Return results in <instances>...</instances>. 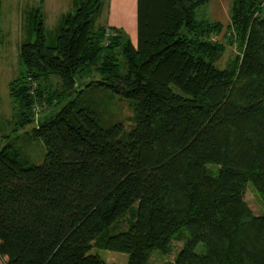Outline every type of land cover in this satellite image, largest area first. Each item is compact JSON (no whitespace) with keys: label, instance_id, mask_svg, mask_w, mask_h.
<instances>
[{"label":"trees","instance_id":"obj_1","mask_svg":"<svg viewBox=\"0 0 264 264\" xmlns=\"http://www.w3.org/2000/svg\"><path fill=\"white\" fill-rule=\"evenodd\" d=\"M208 1L139 0L136 42L93 28L103 0H77L53 46L36 11L8 95L15 129L36 122L47 151L41 164L0 151L3 264H115L93 248L149 264L185 231L173 264H264V214L245 198L252 182L264 200V0H233L226 27L196 18ZM79 77L131 101L129 131L70 100Z\"/></svg>","mask_w":264,"mask_h":264},{"label":"rangeland","instance_id":"obj_2","mask_svg":"<svg viewBox=\"0 0 264 264\" xmlns=\"http://www.w3.org/2000/svg\"><path fill=\"white\" fill-rule=\"evenodd\" d=\"M56 2L57 1L54 3ZM232 3L233 0H210L196 9L195 16L197 19L221 21L226 27L230 23ZM30 5L25 6L24 9H28ZM68 5L69 0H64L62 5L58 3V8L70 7V5ZM75 8H71V11H75ZM6 9H12L8 6V3ZM55 14L56 13H54L52 17L51 23L47 24L46 27L47 42L52 46L57 43L58 30L56 26L57 23L59 24ZM261 14L264 16V7ZM28 15V11H26V13L21 14L23 18H20V23L26 31L29 25L33 30V21L30 24L31 20H27ZM134 16H136V13H134ZM109 19H112V9L110 7L109 11V0H103L100 13L94 17L93 28H97L100 25L110 26ZM0 21V25L5 29V35L0 36V151L5 145L12 144L22 158L33 164H41L45 159L47 148L42 138L33 137L32 131L37 123L27 122L18 129H15L20 123L17 117H13L12 104L10 103L8 95L9 82L19 76L24 69L19 56L20 41H23L22 30L20 29L18 36H16V30L9 29L11 22L6 26L2 18ZM114 24L117 28L123 29L124 32L136 42L137 33L135 28H131L127 22ZM7 32H10L13 38L7 36ZM35 37L34 35L30 41H34L36 39ZM237 52L238 48L229 45L225 54L217 62V65L221 68L226 67ZM95 78L99 77L95 76ZM79 79L82 87H78L70 100L75 98L78 107L88 108L92 115L104 126H111L121 122L124 125V131H129L132 128L131 125L133 121L131 118L134 116V109L129 99L122 97L109 87L91 83L94 79H87L85 77H79ZM65 102L66 100L56 104L54 108L60 109ZM50 110V108H45L44 111L36 115L37 118L46 115ZM245 198L256 214H264V200L261 198L252 182H249L247 185ZM127 217L130 218V215ZM123 227H127V220L124 221ZM188 237L189 233L185 231L181 241L174 240L172 251L169 254H163L158 250L154 251L149 264H173L179 250L183 247ZM204 250L205 247L203 243L197 245L196 251L198 253H203ZM91 253L99 254L110 263L128 264L129 255L127 253L105 248H93ZM0 264H3L1 258Z\"/></svg>","mask_w":264,"mask_h":264},{"label":"crops","instance_id":"obj_3","mask_svg":"<svg viewBox=\"0 0 264 264\" xmlns=\"http://www.w3.org/2000/svg\"><path fill=\"white\" fill-rule=\"evenodd\" d=\"M55 1L57 2L54 3ZM63 2L64 0H3L1 18L6 26L11 22L9 29L16 30V36H18L19 30L21 29L23 41H30L34 36L33 30L30 25L27 31L26 29L24 30L20 23V18H23L21 14L28 11L29 15L27 16V20H31V24L32 21L34 22L36 11L40 10L43 14L46 30L47 24L51 23L52 17L56 13V19L59 22V24L57 23L56 29L59 30L65 15L72 12L71 8L73 9L77 5V0H69L70 7L58 8V3L62 5ZM7 3L12 9H6ZM29 5L30 7L28 9H24L25 6ZM110 7L112 9V19H109L110 26L116 27L114 23L127 22L131 28L136 29V33L138 34L139 0H109V11ZM134 13H136V16H134ZM4 35L5 29L2 31V36ZM6 35L12 37L10 32H7Z\"/></svg>","mask_w":264,"mask_h":264}]
</instances>
